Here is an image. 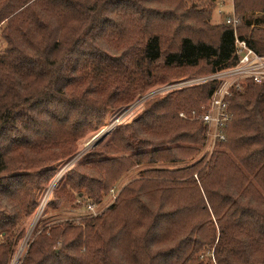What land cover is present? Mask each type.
<instances>
[{
    "label": "trees",
    "instance_id": "trees-1",
    "mask_svg": "<svg viewBox=\"0 0 264 264\" xmlns=\"http://www.w3.org/2000/svg\"><path fill=\"white\" fill-rule=\"evenodd\" d=\"M233 6L236 30L210 26L211 12L196 6L180 11L182 0H0V264H10L55 166L111 114L174 70L234 67L236 36L264 56L262 21L246 18L264 13V0ZM213 92L206 83L156 98L116 127L67 174L64 195L87 208L131 168H165L141 171L81 226L36 230L19 263L264 264V84L234 91L226 140L209 161L176 168L207 139L200 120L179 114L200 111Z\"/></svg>",
    "mask_w": 264,
    "mask_h": 264
},
{
    "label": "rangeland",
    "instance_id": "rangeland-1",
    "mask_svg": "<svg viewBox=\"0 0 264 264\" xmlns=\"http://www.w3.org/2000/svg\"><path fill=\"white\" fill-rule=\"evenodd\" d=\"M177 1L179 2L181 0ZM182 1L184 3V7L180 11H186V9H189V7L196 6L198 7V10L202 9L206 12H211L208 24L212 27L225 25L226 18L233 16L235 13L233 0H217L215 8V4H212L211 0ZM246 18L250 21H253L254 23H256L257 21H262L260 27L264 28V13L250 12L247 14ZM187 22H191L193 26L196 24L192 20H186L185 24ZM240 29L243 34H245L246 32L248 34L247 29L243 28V26ZM240 29H238V32H240ZM164 47H167V44L164 45ZM203 71L204 69L172 71L173 73H170L169 76L171 78L170 82L154 85L153 87L149 88L144 95L137 98L136 101H134L132 104H130L129 106L121 107L120 109H118V111L114 112V114H111L108 122H106L104 126H101L97 131L91 132L84 138L80 139L77 142V149L75 154L61 161L55 166L54 177L50 180L44 195L40 198L38 202V208L36 209L35 213L27 219L25 223L26 234L17 245L16 252L12 256L10 264H20V259L26 253L31 238L36 230L39 229L41 231L42 229L51 228L52 226H62L66 223H70L75 226H81L83 225V221L85 218L100 216L108 211L109 208L116 202L123 188L132 180L138 179L140 177L141 171H146L148 169L165 168V166L158 164L152 166H137L131 168L129 172L123 174L120 178H118L116 182H114V187L112 189L113 191L111 190L108 194H106L102 198V201L100 203L89 205L93 207L94 211L89 209V206L87 208H82L79 205L81 201L77 198V193L76 198L73 194L72 198H70L69 195H64L62 193V189L64 187V179L67 174L72 170H82V165L85 164L87 154L94 152L96 149L102 148L103 146L111 143L116 127L122 124L133 123V121H135L145 111L148 103L156 98L165 97L170 93H180L185 89H196L206 84L200 83L199 85L188 87L186 86L191 85L192 81H197L203 77L209 76L205 73H202ZM181 83H183L184 87L176 88V86ZM181 113H184L185 115L189 114L186 112ZM181 113L179 114V117L182 120H187L180 116ZM214 152L215 150L211 151L207 143H205V146L201 148L200 153L198 154V156H196L197 158L195 157L191 160L188 159L186 162L177 165L176 168L190 166L191 164L195 163V161H198L201 157L204 156H206V160L209 161ZM148 175L153 176L154 174L149 173ZM197 177V174H195L194 178L198 182ZM56 193H58L59 195L61 194V199H56ZM51 201H54L55 203V207L53 208L49 206V203H51ZM84 201L85 199L83 200V203Z\"/></svg>",
    "mask_w": 264,
    "mask_h": 264
},
{
    "label": "built area",
    "instance_id": "built-area-1",
    "mask_svg": "<svg viewBox=\"0 0 264 264\" xmlns=\"http://www.w3.org/2000/svg\"><path fill=\"white\" fill-rule=\"evenodd\" d=\"M225 22L232 25L236 30L241 23V19L234 13L227 17ZM236 48L238 63L229 69L213 73L197 81H192L191 85L200 83H212L214 92L206 105L200 111L193 110L188 115L181 113V117L189 120H200L207 129L206 143L214 151L219 142L226 140L224 134L230 120V99L234 91L241 90L247 82L264 84V56L256 53L249 47L246 41L240 40L236 36ZM183 88V83L176 88ZM113 191V190H112ZM93 210V207L89 206Z\"/></svg>",
    "mask_w": 264,
    "mask_h": 264
}]
</instances>
